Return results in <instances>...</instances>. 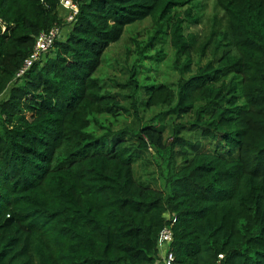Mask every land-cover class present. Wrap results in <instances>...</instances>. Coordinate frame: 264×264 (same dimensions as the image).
I'll list each match as a JSON object with an SVG mask.
<instances>
[{"label":"trees","instance_id":"trees-1","mask_svg":"<svg viewBox=\"0 0 264 264\" xmlns=\"http://www.w3.org/2000/svg\"><path fill=\"white\" fill-rule=\"evenodd\" d=\"M73 1L68 21L60 0H0V264H156L170 223L174 264H264V0H213L201 33L187 25L205 0ZM148 18L138 53L161 59L170 42L180 76L142 85L134 64L116 86L168 111L115 130L124 96L96 74ZM54 27L53 49L15 79ZM167 114L181 119L173 141ZM149 151L156 186L136 174Z\"/></svg>","mask_w":264,"mask_h":264},{"label":"rangeland","instance_id":"rangeland-1","mask_svg":"<svg viewBox=\"0 0 264 264\" xmlns=\"http://www.w3.org/2000/svg\"><path fill=\"white\" fill-rule=\"evenodd\" d=\"M204 3L206 4V7L203 10V23L187 25L188 31L201 33L208 24L209 18L214 12L213 0H205ZM68 10V8L61 5V13L67 15ZM70 16L71 14L69 13L67 15L68 21ZM154 27V23L150 18L129 26L122 39L119 42L112 44L107 50L104 56V63L96 74L113 93H120L124 96L121 98V101L122 104L127 107L128 112L121 115L120 120L115 121V130L124 127H136L138 123H144L160 112L168 111L167 108L163 107H153L150 109L145 106L146 95L142 91L135 94L137 103L134 107L132 105V98L127 97L130 93H133V90L130 88L123 89L120 86H116L115 83V81L125 83L130 77V69L134 64H137V70L140 71L138 77L140 79V84L142 85L175 83L178 81L180 73L173 67L175 51L170 42L167 41L166 44L160 42L157 44V47L163 46L166 52V55L161 59L156 56V48H152V50L146 52V55H149L150 58L144 57L142 54L138 53L137 44L139 43L143 46L152 35ZM173 116L175 115L173 114ZM179 121H181V119L176 117L174 119L170 114L165 115L163 119L159 121V123L167 126L166 137L168 140L173 141L171 136L172 125ZM107 122L108 121H106V123ZM184 135L190 136L191 134L186 132ZM145 156L148 162L146 164H144V162L137 163L135 167L136 174L143 181L156 186L157 184L153 179L157 178L158 180L160 177L158 164L161 163V159L153 151L147 152Z\"/></svg>","mask_w":264,"mask_h":264},{"label":"built area","instance_id":"built-area-1","mask_svg":"<svg viewBox=\"0 0 264 264\" xmlns=\"http://www.w3.org/2000/svg\"><path fill=\"white\" fill-rule=\"evenodd\" d=\"M60 4L72 11L69 20L71 21L74 15L78 12V6L73 0H60ZM1 23V20H0ZM4 28V27H3ZM64 29L54 27L48 33H41L37 36L36 45L33 53L25 61L23 67L18 71L16 78H20L34 65L37 61H43L48 53L53 49L54 43L57 38L62 36ZM167 219H171V215L167 214ZM174 232L173 224L166 225L157 241V248L159 253V259L156 264H174L176 255L173 250ZM222 257V255L220 256Z\"/></svg>","mask_w":264,"mask_h":264}]
</instances>
